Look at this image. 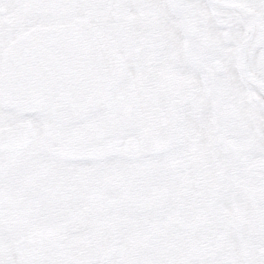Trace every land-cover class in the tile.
Segmentation results:
<instances>
[{"label":"snow or ice","instance_id":"snow-or-ice-1","mask_svg":"<svg viewBox=\"0 0 264 264\" xmlns=\"http://www.w3.org/2000/svg\"><path fill=\"white\" fill-rule=\"evenodd\" d=\"M0 264H264V0H0Z\"/></svg>","mask_w":264,"mask_h":264}]
</instances>
